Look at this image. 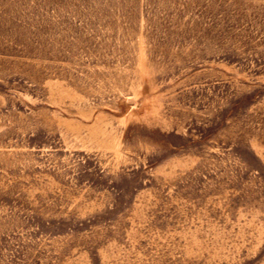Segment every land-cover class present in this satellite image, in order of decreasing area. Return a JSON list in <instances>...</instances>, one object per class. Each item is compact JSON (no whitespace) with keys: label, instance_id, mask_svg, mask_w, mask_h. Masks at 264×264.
Wrapping results in <instances>:
<instances>
[{"label":"rangeland","instance_id":"374dc122","mask_svg":"<svg viewBox=\"0 0 264 264\" xmlns=\"http://www.w3.org/2000/svg\"><path fill=\"white\" fill-rule=\"evenodd\" d=\"M0 264H264V0H0Z\"/></svg>","mask_w":264,"mask_h":264}]
</instances>
